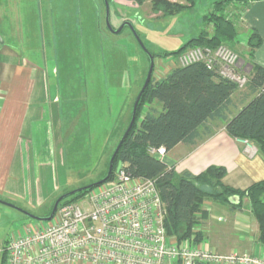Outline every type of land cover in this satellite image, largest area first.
<instances>
[{"label": "rangeland", "instance_id": "1", "mask_svg": "<svg viewBox=\"0 0 264 264\" xmlns=\"http://www.w3.org/2000/svg\"><path fill=\"white\" fill-rule=\"evenodd\" d=\"M216 1L219 0H196L193 8L166 18L152 12V0L142 5L134 2L137 7L122 11L133 29L126 26L121 33L115 34L107 26L103 0H0V36L31 66L45 72V83L51 89V102H48L52 103L47 102V111L51 107L57 109L53 123H61L53 135L54 139L57 136L53 144L64 153L66 179L69 177V181L82 184L64 192L65 185L58 182L60 188L57 190L53 174L50 175V170L45 172L50 165H56V152L41 155L40 147H36L35 156L30 153L32 199L35 203L44 201L40 204L42 209L33 212L48 217L61 196L105 177L124 130L130 125L136 99L148 76L151 57L155 79L166 76L173 66H182L180 55L171 54L203 30L210 35L213 33L204 17L213 10ZM110 13L109 20L113 24L115 9L111 8ZM240 27L237 42L226 46L248 61L250 48L245 47V40L258 33L249 34L242 24ZM245 69L251 76V70ZM56 83L60 86L57 91L53 89ZM246 89L247 86L239 92L246 93ZM55 94L59 97L57 104L52 102ZM148 108L145 107V112ZM42 142L38 140V144ZM48 161L51 163L46 164ZM58 162L60 166V158ZM16 175L24 181L20 170H16ZM15 191L21 197L19 201L13 200V203L0 198V243L9 241L14 234H24L28 225L41 227L50 222L29 218L22 207L30 210L24 205V199L29 200L30 195H24L20 184ZM86 196L75 202L81 203ZM207 208L208 205H204V209ZM211 215L214 217L210 220V216L209 221L215 230L224 219L218 218L216 213Z\"/></svg>", "mask_w": 264, "mask_h": 264}, {"label": "trees", "instance_id": "2", "mask_svg": "<svg viewBox=\"0 0 264 264\" xmlns=\"http://www.w3.org/2000/svg\"><path fill=\"white\" fill-rule=\"evenodd\" d=\"M128 1L142 5L146 0ZM241 1L214 2V9L204 17L213 27V33L210 35L203 30L171 55L179 56L195 47L233 45L239 34L238 26L233 19L224 15V10L231 3ZM107 2L111 9L114 0ZM195 2L152 0L151 10L162 18L172 17L193 8ZM261 44L259 35L249 37V58L254 57L255 50ZM252 67L246 93L239 92L234 82L221 77L216 71L208 70L202 63L178 66L161 79L153 78L154 68L152 79L138 103L135 123L115 157L114 173L109 181L115 178L119 163L132 177L154 180L166 212L165 230L178 241H203L205 235L200 230L205 220L203 205L211 201L228 206L233 211L251 213L259 226L257 241L264 244V180L246 189H236L224 185V167L210 166L198 175L177 174L148 152L150 147H164L169 152L179 144L195 146L203 135L210 134L209 122L221 121L231 137L248 141L264 155V68L257 64H252ZM236 95H240L239 100L235 99ZM237 103L242 107L239 108ZM146 106L149 108L145 112ZM95 188L66 198L60 203L58 211ZM9 241L4 244L7 245ZM1 264H4V259Z\"/></svg>", "mask_w": 264, "mask_h": 264}, {"label": "crops", "instance_id": "3", "mask_svg": "<svg viewBox=\"0 0 264 264\" xmlns=\"http://www.w3.org/2000/svg\"><path fill=\"white\" fill-rule=\"evenodd\" d=\"M169 1L186 2V0ZM133 3V1L128 0H114L111 8L115 9V17L113 24H111L115 30L119 29L125 22H130L127 14H123L122 11L124 8L137 7ZM155 15L161 17L160 14ZM224 15L235 21L238 30L242 24L249 34L258 33L262 39V44L255 50L254 57L249 58L248 61L240 58L244 66L251 71L252 64L264 68V0H243L231 3L224 10ZM211 30L213 31L212 26ZM248 39L249 36L245 40V47L247 48ZM176 67L178 65L165 70L170 73ZM53 72L58 74L57 70H53ZM45 77L43 70L31 66L29 61L22 58L6 42L0 44V198L6 201L8 199L10 202L19 201L21 197L18 196L15 188L20 184L24 195H30L29 200L24 199V205L27 204L30 210L20 207L38 217L44 216L33 211H40L42 209L40 204L44 200H37L35 203L32 199L30 174L32 171L30 153L32 152L35 156L36 147H40H38V152L41 155H45L48 151L50 155L53 150L56 152V165H50V168H46L45 172L50 170V175L53 174L52 180L55 182L57 190L60 188L57 186L58 182L65 185L64 192L68 191L67 188L73 190L82 185L69 181V177L68 180L66 179L64 153L59 152L57 145L54 146L53 144V135L57 133L61 123L56 125L53 123L57 109L50 108L51 105H49V112L47 111L48 103H52H50L51 89L46 85ZM54 86L53 89L56 91L60 88L57 83ZM58 98V95L55 94L52 102L57 104ZM66 105L68 106V104ZM237 106L240 108L242 104L237 103ZM208 129L210 134L203 135L197 145L179 144L167 152L162 161L169 168L174 169L177 174L198 175L210 166L224 167L226 169V175L223 178L224 185L236 189H246L252 184L264 180V155L258 149L257 154L250 157L246 153V145L243 141L231 137L227 133L226 125L221 121L209 122ZM54 137L56 143L57 136ZM39 139L43 140L40 144H38ZM58 158H60V166L58 165ZM45 163L50 164L51 162ZM16 170H20V173L24 174V181L17 177ZM58 171H62V173L57 174ZM38 197L41 196L38 194ZM206 204L209 208L204 209ZM204 205L205 220L202 227L205 229L204 240L210 241L209 244H206L210 250L222 254L236 250L264 259V244L257 241L259 226L251 213L233 211L228 206L211 201H206ZM211 213H216L218 218L224 219L222 225L217 224L216 229L218 230L211 227L209 218L211 216L210 220H213L214 217ZM31 226L28 225L26 228Z\"/></svg>", "mask_w": 264, "mask_h": 264}, {"label": "built area", "instance_id": "4", "mask_svg": "<svg viewBox=\"0 0 264 264\" xmlns=\"http://www.w3.org/2000/svg\"><path fill=\"white\" fill-rule=\"evenodd\" d=\"M182 66L202 63L243 89L250 73L230 47H195L180 56ZM250 157L257 148L243 141ZM163 159L164 147L148 149ZM165 209L152 179L122 170L87 194L81 203L62 206L47 225L0 243V264H264V259L238 251L222 254L206 241H178L165 230ZM203 233L204 230L200 229Z\"/></svg>", "mask_w": 264, "mask_h": 264}, {"label": "water", "instance_id": "5", "mask_svg": "<svg viewBox=\"0 0 264 264\" xmlns=\"http://www.w3.org/2000/svg\"><path fill=\"white\" fill-rule=\"evenodd\" d=\"M104 3H105V6H106V10H107V18H106L107 26H108V28L110 29V31L112 33L119 34L124 29V27H126V26L129 27V28H131V29H133L132 24L127 21L119 29H116L115 30L111 26V23H110V20H109V14H110V6H109V3L107 2V0H104ZM3 42L4 41H3V39L0 36V44H3ZM153 70H154V62H153V58L151 57V65H150V69H149V72H148V76H147L146 82H145V84H144V86H143L140 94L138 95V97L136 99V102H135V105H134V111H133V115H132V118H131L130 125H129L128 129L126 130L124 136L120 140V142H119V144H118V146H117V148H116V150H115V152H114V154L112 156V159H111L110 165H109V171L106 174V176L102 180H100L99 182H97V183H94L92 185H89V186H86V187H82V188L76 189L74 191H71V192H69V193L61 196L55 202V204L53 206V209H52V212H51L50 216H48V217H38V216H34V215H32V214L24 211L25 213H27V215H28L29 218H31L33 220H36V221H51L55 217V215H56V213L58 211L59 205H60V203L64 199H66V198H68L70 196H73V195H75L78 192H82L84 190H87L89 188L98 187V186H100V185H102V184H104V183H106V182H108L110 180V178L112 177V175L114 173V160H115V157H116V155L118 153V150L122 146L123 142L127 138L128 134L130 133V131H131V129H132L134 123H135V118H136L135 113H136V109H137L138 103H139V101L141 99V96H142L143 92L145 91V89L147 88V86L149 85V83H150V81L152 79ZM121 170H122V163H119L117 165L116 170H115V174H118Z\"/></svg>", "mask_w": 264, "mask_h": 264}]
</instances>
